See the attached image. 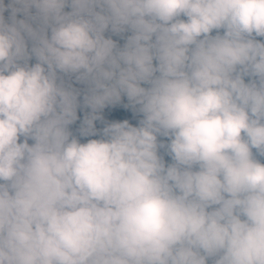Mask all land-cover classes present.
Listing matches in <instances>:
<instances>
[{
	"label": "clouds",
	"instance_id": "1",
	"mask_svg": "<svg viewBox=\"0 0 264 264\" xmlns=\"http://www.w3.org/2000/svg\"><path fill=\"white\" fill-rule=\"evenodd\" d=\"M257 37L264 0H0V264H264Z\"/></svg>",
	"mask_w": 264,
	"mask_h": 264
},
{
	"label": "trees",
	"instance_id": "2",
	"mask_svg": "<svg viewBox=\"0 0 264 264\" xmlns=\"http://www.w3.org/2000/svg\"><path fill=\"white\" fill-rule=\"evenodd\" d=\"M8 0H5V4L7 5ZM5 16V21L9 22V17H10V11H6L4 13ZM17 19H24L23 14H17ZM215 34V33H213ZM106 36H111V38L116 41L118 43V45L123 46L125 39L128 35H130V33H125L123 34V36H115L112 35L110 32H107L105 34ZM257 40H264V38H260L257 37ZM35 63V60H31L30 64ZM248 81V78H245V82ZM75 87L78 88H82V85H74ZM82 99V98H81ZM127 98L126 97H122L121 99V103L114 105V106H107L105 107L100 113L99 115L101 116V120H97L94 122L95 124V128L97 130V135L95 136H90V137H80L79 136V132L78 129L80 127V123L83 119V116L86 112L90 111L89 109H78L77 110V116L78 119L76 121V123H74L73 125L70 126V131L73 133L74 136L77 137V139L80 140L81 143H86L87 140L89 139H99L101 138V131L102 129L109 123H113V122H123L125 120H127L132 126H138V122L140 119H142V116L139 113L134 112L131 108H125L123 105L127 104ZM158 140H160L161 142L167 144V138L164 137H158ZM29 143L31 144L32 141H29ZM160 155H162L164 157L165 163L170 164L171 158L169 156L166 155V152L164 149L160 150ZM261 162H264V159H262ZM209 264H211V262H209Z\"/></svg>",
	"mask_w": 264,
	"mask_h": 264
}]
</instances>
